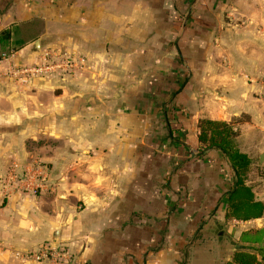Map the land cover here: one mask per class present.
<instances>
[{"label":"crops","instance_id":"obj_1","mask_svg":"<svg viewBox=\"0 0 264 264\" xmlns=\"http://www.w3.org/2000/svg\"><path fill=\"white\" fill-rule=\"evenodd\" d=\"M11 26L2 72L47 48L88 67L0 78V264L45 244L72 264H264V215L228 220L234 170L198 157L199 121L231 123L264 205V0H0ZM15 166L45 189L5 190Z\"/></svg>","mask_w":264,"mask_h":264},{"label":"built area","instance_id":"obj_2","mask_svg":"<svg viewBox=\"0 0 264 264\" xmlns=\"http://www.w3.org/2000/svg\"><path fill=\"white\" fill-rule=\"evenodd\" d=\"M88 67L85 57L73 53L67 49L47 48L42 51L34 65L10 66L7 70H0V78H13L23 82L33 78H51L55 76L79 77ZM264 88V77H263ZM264 101V92H263ZM38 176L44 177L42 172H31L15 166L7 177L3 179L5 190L13 188L21 193L36 195L45 189V184L38 180ZM44 179V178H43ZM6 194L8 195L9 192ZM15 257L24 261L38 264H72L74 253L67 245L45 244L37 251L16 252Z\"/></svg>","mask_w":264,"mask_h":264},{"label":"trees","instance_id":"obj_3","mask_svg":"<svg viewBox=\"0 0 264 264\" xmlns=\"http://www.w3.org/2000/svg\"><path fill=\"white\" fill-rule=\"evenodd\" d=\"M21 48L12 45V26L0 31V50L5 52L6 57ZM198 131L200 151L198 157H202L209 151H221L235 173L234 190L229 199L227 219L248 222L263 217L264 205L256 200L252 188L246 183L252 161L237 147L239 131L231 123L207 119L199 121ZM230 264H256V259L249 254L239 253Z\"/></svg>","mask_w":264,"mask_h":264},{"label":"water","instance_id":"obj_4","mask_svg":"<svg viewBox=\"0 0 264 264\" xmlns=\"http://www.w3.org/2000/svg\"><path fill=\"white\" fill-rule=\"evenodd\" d=\"M35 47L39 50L40 49V43H39V41H36L35 42Z\"/></svg>","mask_w":264,"mask_h":264},{"label":"rangeland","instance_id":"obj_5","mask_svg":"<svg viewBox=\"0 0 264 264\" xmlns=\"http://www.w3.org/2000/svg\"><path fill=\"white\" fill-rule=\"evenodd\" d=\"M262 174L264 175V171H262Z\"/></svg>","mask_w":264,"mask_h":264}]
</instances>
